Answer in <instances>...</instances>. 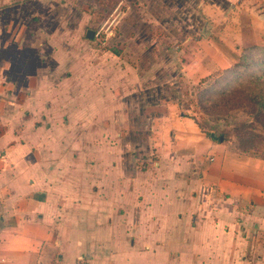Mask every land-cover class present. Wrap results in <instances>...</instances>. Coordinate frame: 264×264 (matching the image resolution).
<instances>
[{
  "label": "crops",
  "instance_id": "0c3cea01",
  "mask_svg": "<svg viewBox=\"0 0 264 264\" xmlns=\"http://www.w3.org/2000/svg\"><path fill=\"white\" fill-rule=\"evenodd\" d=\"M260 44L264 0H0V264H264V159L179 102Z\"/></svg>",
  "mask_w": 264,
  "mask_h": 264
},
{
  "label": "rangeland",
  "instance_id": "374dc122",
  "mask_svg": "<svg viewBox=\"0 0 264 264\" xmlns=\"http://www.w3.org/2000/svg\"><path fill=\"white\" fill-rule=\"evenodd\" d=\"M186 87L179 97L183 112L264 159V44L240 50L230 66Z\"/></svg>",
  "mask_w": 264,
  "mask_h": 264
},
{
  "label": "water",
  "instance_id": "95a60500",
  "mask_svg": "<svg viewBox=\"0 0 264 264\" xmlns=\"http://www.w3.org/2000/svg\"><path fill=\"white\" fill-rule=\"evenodd\" d=\"M93 35H94V32L93 31H89L87 33V38L92 39L93 38Z\"/></svg>",
  "mask_w": 264,
  "mask_h": 264
},
{
  "label": "built area",
  "instance_id": "2783aa9c",
  "mask_svg": "<svg viewBox=\"0 0 264 264\" xmlns=\"http://www.w3.org/2000/svg\"><path fill=\"white\" fill-rule=\"evenodd\" d=\"M106 32V34L108 35V36H110L111 34H112V32L110 31V32H108V31H105Z\"/></svg>",
  "mask_w": 264,
  "mask_h": 264
},
{
  "label": "trees",
  "instance_id": "16d2710c",
  "mask_svg": "<svg viewBox=\"0 0 264 264\" xmlns=\"http://www.w3.org/2000/svg\"><path fill=\"white\" fill-rule=\"evenodd\" d=\"M261 101H262V103H263V105H264V99H263V96H262V99H261ZM213 137V136H212ZM218 139V138H217Z\"/></svg>",
  "mask_w": 264,
  "mask_h": 264
}]
</instances>
